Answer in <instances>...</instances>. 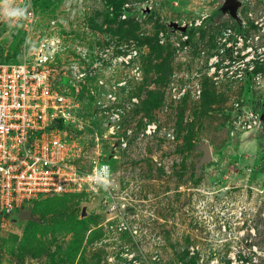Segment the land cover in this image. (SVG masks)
<instances>
[{"label":"rangeland","instance_id":"rangeland-1","mask_svg":"<svg viewBox=\"0 0 264 264\" xmlns=\"http://www.w3.org/2000/svg\"><path fill=\"white\" fill-rule=\"evenodd\" d=\"M240 1L253 72L228 70L241 24L224 0H0V63L47 57L79 100L70 138L111 167L30 218L0 213V264H264V0Z\"/></svg>","mask_w":264,"mask_h":264},{"label":"built area","instance_id":"built-area-1","mask_svg":"<svg viewBox=\"0 0 264 264\" xmlns=\"http://www.w3.org/2000/svg\"><path fill=\"white\" fill-rule=\"evenodd\" d=\"M26 14L31 22L32 11L28 10ZM182 25L186 26L185 23ZM226 34L235 38L233 41L228 39L227 46H236L235 59L228 70L255 71L256 62L261 58L260 49L244 45L241 31L230 28ZM187 36L184 34L183 37ZM160 37V41H164L163 33ZM132 56L129 53L117 59L129 65ZM55 70V66L43 56L33 62L0 63L2 214L14 215L32 200L87 189L85 186L109 180L111 167L106 155L100 151V143L97 141L94 147L96 155L90 157L82 153L80 142L69 136V129L79 122V100L69 90L66 92L54 85ZM85 76L84 71L77 74L80 78ZM186 90V87L179 90L173 85L171 94L174 98H181ZM109 98L113 99V96ZM108 113L110 116L105 124L109 126L108 133L114 134L115 124L112 122L118 112ZM153 129L155 124H148L146 131ZM105 136L108 138L109 134ZM121 145L125 146L126 141L122 139Z\"/></svg>","mask_w":264,"mask_h":264},{"label":"water","instance_id":"water-1","mask_svg":"<svg viewBox=\"0 0 264 264\" xmlns=\"http://www.w3.org/2000/svg\"><path fill=\"white\" fill-rule=\"evenodd\" d=\"M242 6V2L240 0H224L222 6L220 9L222 10H229L232 14V16L241 24V20L239 15V9ZM172 25L174 26V28L179 29L180 31H185L186 30V26L185 25H180L178 24V22H172ZM261 120L264 121V104L262 105L261 108V115H260ZM198 148H200L203 151V156L199 162V164H203L206 161L210 160L212 158V153L210 150V145L208 143H202L198 146ZM31 214L29 212V210L27 209H20L19 210V217L20 219H24V218H30Z\"/></svg>","mask_w":264,"mask_h":264},{"label":"flooded vegetation","instance_id":"flooded-vegetation-1","mask_svg":"<svg viewBox=\"0 0 264 264\" xmlns=\"http://www.w3.org/2000/svg\"><path fill=\"white\" fill-rule=\"evenodd\" d=\"M242 27H243V24L239 25V24L236 23V27H234V29H235L236 32L243 31Z\"/></svg>","mask_w":264,"mask_h":264},{"label":"bare ground","instance_id":"bare-ground-1","mask_svg":"<svg viewBox=\"0 0 264 264\" xmlns=\"http://www.w3.org/2000/svg\"><path fill=\"white\" fill-rule=\"evenodd\" d=\"M51 51H52V50H51ZM43 57H44V56H43ZM249 132H250V131H249ZM249 132H248V133H249ZM248 136H249V135H248Z\"/></svg>","mask_w":264,"mask_h":264}]
</instances>
